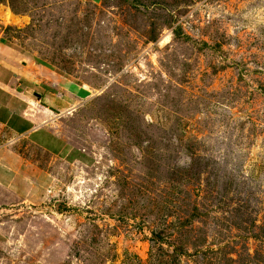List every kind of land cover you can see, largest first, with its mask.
Returning <instances> with one entry per match:
<instances>
[{"label": "rangeland", "instance_id": "374dc122", "mask_svg": "<svg viewBox=\"0 0 264 264\" xmlns=\"http://www.w3.org/2000/svg\"><path fill=\"white\" fill-rule=\"evenodd\" d=\"M0 37L82 92L0 264H264V0H0Z\"/></svg>", "mask_w": 264, "mask_h": 264}, {"label": "crops", "instance_id": "0c3cea01", "mask_svg": "<svg viewBox=\"0 0 264 264\" xmlns=\"http://www.w3.org/2000/svg\"><path fill=\"white\" fill-rule=\"evenodd\" d=\"M81 93L64 74L0 41V238L7 219L18 215L13 207L33 188L28 148L55 158L72 155L62 124L71 98Z\"/></svg>", "mask_w": 264, "mask_h": 264}, {"label": "water", "instance_id": "95a60500", "mask_svg": "<svg viewBox=\"0 0 264 264\" xmlns=\"http://www.w3.org/2000/svg\"><path fill=\"white\" fill-rule=\"evenodd\" d=\"M0 41L3 42V39H0ZM30 102H32V100Z\"/></svg>", "mask_w": 264, "mask_h": 264}, {"label": "bare ground", "instance_id": "6f19581e", "mask_svg": "<svg viewBox=\"0 0 264 264\" xmlns=\"http://www.w3.org/2000/svg\"><path fill=\"white\" fill-rule=\"evenodd\" d=\"M165 40H166V38H165Z\"/></svg>", "mask_w": 264, "mask_h": 264}]
</instances>
